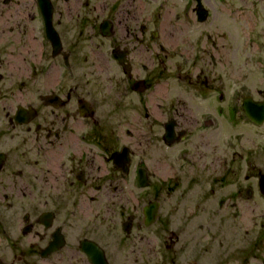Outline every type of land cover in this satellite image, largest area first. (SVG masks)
Here are the masks:
<instances>
[{"label":"flooded vegetation","instance_id":"flooded-vegetation-1","mask_svg":"<svg viewBox=\"0 0 264 264\" xmlns=\"http://www.w3.org/2000/svg\"><path fill=\"white\" fill-rule=\"evenodd\" d=\"M217 6L0 0V264H231V217L264 207V143L234 128L264 121Z\"/></svg>","mask_w":264,"mask_h":264},{"label":"rangeland","instance_id":"rangeland-1","mask_svg":"<svg viewBox=\"0 0 264 264\" xmlns=\"http://www.w3.org/2000/svg\"><path fill=\"white\" fill-rule=\"evenodd\" d=\"M211 33L218 34L231 55V97L255 99L264 98V0H218L216 19ZM215 28V30H214ZM205 29V30H206ZM238 105V100H235ZM238 107V106H236ZM240 113V112H237ZM240 122V118H236ZM244 122V129L235 126V136L240 131L249 137L241 139L258 140L263 144L262 134L254 135L256 128ZM250 126V127H249ZM239 130V131H238ZM257 136V137H255ZM249 142V141H248ZM238 148V146H237ZM263 205V204H262ZM231 264H262L264 261V207L252 218L231 217ZM225 234L224 242L230 240ZM222 239V240H223ZM255 254L256 256H254ZM253 255V256H251Z\"/></svg>","mask_w":264,"mask_h":264},{"label":"water","instance_id":"water-1","mask_svg":"<svg viewBox=\"0 0 264 264\" xmlns=\"http://www.w3.org/2000/svg\"><path fill=\"white\" fill-rule=\"evenodd\" d=\"M242 106L246 116L253 122L260 124L264 121V102H255L250 96H246Z\"/></svg>","mask_w":264,"mask_h":264}]
</instances>
